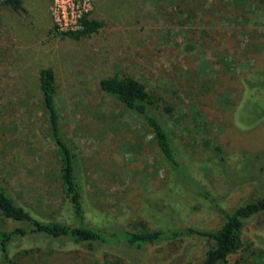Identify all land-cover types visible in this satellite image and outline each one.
Returning a JSON list of instances; mask_svg holds the SVG:
<instances>
[{
  "label": "rangeland",
  "instance_id": "374dc122",
  "mask_svg": "<svg viewBox=\"0 0 264 264\" xmlns=\"http://www.w3.org/2000/svg\"><path fill=\"white\" fill-rule=\"evenodd\" d=\"M91 3L90 18L102 26L73 39L54 30L49 0H22L20 13L0 2V185L40 222L81 225L41 105L38 73L50 68L88 226L106 235L216 230L223 216L203 191L227 211L262 194L252 180L264 179L254 158L264 152V90H249L246 80L264 69V0ZM115 75L146 87L182 171L164 161L139 116L100 90V80ZM215 145L226 154V171ZM15 228L29 226L0 214V231ZM246 235L245 251L229 264L264 250V214L248 222ZM209 243L193 236L88 251L69 237L32 235L15 238L10 261L0 252V264H199ZM65 256L79 258L67 263Z\"/></svg>",
  "mask_w": 264,
  "mask_h": 264
},
{
  "label": "trees",
  "instance_id": "16d2710c",
  "mask_svg": "<svg viewBox=\"0 0 264 264\" xmlns=\"http://www.w3.org/2000/svg\"><path fill=\"white\" fill-rule=\"evenodd\" d=\"M0 2L14 12L20 13L24 11L22 0H0ZM90 15L89 13L83 18V30L67 33L66 35L70 38L78 39L83 35L96 32L102 24L90 18ZM38 84L41 94V105L47 118L49 134L57 147L62 163V186L72 206L74 217L81 225L79 227H70L60 222H40L21 205L17 204L4 187L0 185V214L6 219L29 226L28 229L15 228L9 232L0 231V252L4 260L10 261L9 247L15 238H29L32 235H43L53 241L69 237L76 244L86 245L88 251H92L95 246L109 245L114 242H123L129 247L142 249L147 245H156L166 240L198 236L210 241L208 249L199 264H229L231 256L245 251L248 222L264 214V179L259 180L258 177H253L252 181L259 182L262 191L261 196L231 211L215 205L216 203H214L208 193L203 191L205 197L213 202L214 208L223 216L222 224L214 231H199L192 228L173 230L141 229L123 230L116 235H106L101 230L88 226L84 222L82 190L75 175L76 154L61 131V115L56 103L55 75L52 69L44 68L39 71ZM246 85L249 90H264V69L256 72L252 79L246 80ZM99 87L103 93L118 100L126 109L134 112L145 122L164 161L177 171H182L168 130L159 116L154 113V111L159 110V107L153 105L146 87L127 75H115L111 78L102 79L99 82ZM213 152L218 157L220 166L226 171L227 158L222 147L215 145ZM254 158L260 161L257 176L261 178L260 174L264 171L263 163H261L264 161V152L255 153ZM186 177L184 176V178ZM250 180L240 182L244 184ZM78 258L65 256L61 259L62 261L67 260L66 262L68 263L70 259L76 260ZM80 258L88 259L81 256ZM255 262L264 264V250L260 249L253 261L242 257L235 264H255ZM22 264H24L23 261Z\"/></svg>",
  "mask_w": 264,
  "mask_h": 264
},
{
  "label": "built area",
  "instance_id": "2783aa9c",
  "mask_svg": "<svg viewBox=\"0 0 264 264\" xmlns=\"http://www.w3.org/2000/svg\"><path fill=\"white\" fill-rule=\"evenodd\" d=\"M91 0H49L54 30L60 34L83 30V18L91 11Z\"/></svg>",
  "mask_w": 264,
  "mask_h": 264
}]
</instances>
